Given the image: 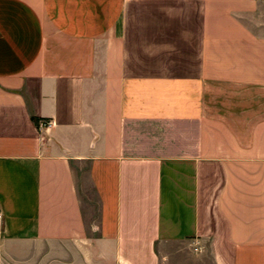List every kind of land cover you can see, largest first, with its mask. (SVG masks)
I'll return each instance as SVG.
<instances>
[{"label": "crops", "instance_id": "obj_1", "mask_svg": "<svg viewBox=\"0 0 264 264\" xmlns=\"http://www.w3.org/2000/svg\"><path fill=\"white\" fill-rule=\"evenodd\" d=\"M0 211V264H264V0H0Z\"/></svg>", "mask_w": 264, "mask_h": 264}, {"label": "rangeland", "instance_id": "obj_2", "mask_svg": "<svg viewBox=\"0 0 264 264\" xmlns=\"http://www.w3.org/2000/svg\"><path fill=\"white\" fill-rule=\"evenodd\" d=\"M84 185H82L83 191H82V199L84 202V210H85V214H86V219L88 221V226L90 224V226L97 221L98 219V205H97V200L95 198V194L93 193V191L91 190V188L89 187L88 183L86 181H84ZM188 252V257H190L189 255H191V251L189 249H187ZM187 260L190 263H193L190 258H187Z\"/></svg>", "mask_w": 264, "mask_h": 264}, {"label": "built area", "instance_id": "obj_3", "mask_svg": "<svg viewBox=\"0 0 264 264\" xmlns=\"http://www.w3.org/2000/svg\"><path fill=\"white\" fill-rule=\"evenodd\" d=\"M5 222V216L4 214L0 211V232H1V229L3 227V224Z\"/></svg>", "mask_w": 264, "mask_h": 264}]
</instances>
